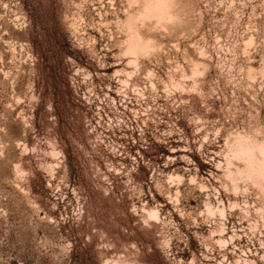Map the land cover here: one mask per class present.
<instances>
[{
  "label": "rangeland",
  "instance_id": "1",
  "mask_svg": "<svg viewBox=\"0 0 264 264\" xmlns=\"http://www.w3.org/2000/svg\"><path fill=\"white\" fill-rule=\"evenodd\" d=\"M145 2L0 0V264H264V0Z\"/></svg>",
  "mask_w": 264,
  "mask_h": 264
},
{
  "label": "bare ground",
  "instance_id": "2",
  "mask_svg": "<svg viewBox=\"0 0 264 264\" xmlns=\"http://www.w3.org/2000/svg\"><path fill=\"white\" fill-rule=\"evenodd\" d=\"M173 5H174V0H146V2L143 4L142 10L139 11L138 17H141V18L145 19L148 16L149 17L152 16V17H150L151 19L153 17L154 18L157 17L158 20L168 19L167 22H170V19L172 18V15L170 14V10L172 8H170V7L173 6ZM150 18H148V19H150ZM138 19H140V18H138ZM127 22H129V19H128ZM140 39H139V41H140ZM130 40H132L131 37H130ZM145 43L146 42H142V44H144V45H145ZM129 48H131V47L129 46Z\"/></svg>",
  "mask_w": 264,
  "mask_h": 264
}]
</instances>
